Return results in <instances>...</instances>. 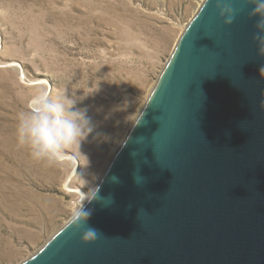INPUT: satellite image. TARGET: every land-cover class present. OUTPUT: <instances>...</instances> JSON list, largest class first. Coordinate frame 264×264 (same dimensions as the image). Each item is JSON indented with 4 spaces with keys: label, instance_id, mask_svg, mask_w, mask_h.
<instances>
[{
    "label": "water",
    "instance_id": "water-1",
    "mask_svg": "<svg viewBox=\"0 0 264 264\" xmlns=\"http://www.w3.org/2000/svg\"><path fill=\"white\" fill-rule=\"evenodd\" d=\"M251 12L246 0L205 2L84 206L87 223L24 264H264V56Z\"/></svg>",
    "mask_w": 264,
    "mask_h": 264
},
{
    "label": "rangeland",
    "instance_id": "rangeland-1",
    "mask_svg": "<svg viewBox=\"0 0 264 264\" xmlns=\"http://www.w3.org/2000/svg\"><path fill=\"white\" fill-rule=\"evenodd\" d=\"M199 0H0V264H24L93 195L140 118ZM38 91L86 109L92 132L56 166L18 144Z\"/></svg>",
    "mask_w": 264,
    "mask_h": 264
},
{
    "label": "clouds",
    "instance_id": "clouds-1",
    "mask_svg": "<svg viewBox=\"0 0 264 264\" xmlns=\"http://www.w3.org/2000/svg\"><path fill=\"white\" fill-rule=\"evenodd\" d=\"M251 6L252 14L257 17L256 29L259 35L254 37L258 42L259 54L264 56V0H246ZM219 15L225 25L234 19L231 3H217ZM264 72V69L261 70ZM32 108L18 114L16 137L18 144L27 147L31 158L48 166H56L66 159L65 152L87 138L92 132L90 118L86 109H76L75 101L66 95L51 96L47 91H38L29 100ZM96 193L88 199L92 200ZM82 206L76 209L69 220L72 225L87 223L89 211ZM97 231L89 228L81 239L87 243L95 240Z\"/></svg>",
    "mask_w": 264,
    "mask_h": 264
},
{
    "label": "bare ground",
    "instance_id": "bare-ground-1",
    "mask_svg": "<svg viewBox=\"0 0 264 264\" xmlns=\"http://www.w3.org/2000/svg\"><path fill=\"white\" fill-rule=\"evenodd\" d=\"M200 1V3L198 4L199 5V10L198 11H200L201 10V8L203 7V5L205 4V2L207 1V0H199ZM67 156V155H66ZM98 188V187H97ZM96 188V189H97ZM96 191V190H95ZM95 191H94V193H95ZM93 193V194H94ZM91 196H92V194L91 195H89V196H87L88 197V199H90L91 198ZM84 197L85 196H81V200L79 201V203H78V205H77V209L79 208V207H81L82 206V201L84 200ZM88 202V200H85V201H83V207L86 205V203Z\"/></svg>",
    "mask_w": 264,
    "mask_h": 264
}]
</instances>
